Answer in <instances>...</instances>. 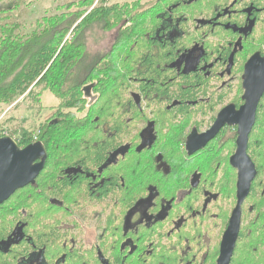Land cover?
Returning <instances> with one entry per match:
<instances>
[{
    "label": "flooded vegetation",
    "instance_id": "obj_1",
    "mask_svg": "<svg viewBox=\"0 0 264 264\" xmlns=\"http://www.w3.org/2000/svg\"><path fill=\"white\" fill-rule=\"evenodd\" d=\"M107 5L109 48L94 55L84 47L99 69L83 85L98 107L94 160L62 162L57 179L68 182L55 193L39 190L38 174L31 209L42 217L28 228L23 207L3 217L0 264H220L238 201L235 164L245 162L233 159L234 113L246 103L247 63L264 57V0ZM262 147L264 91L245 147L256 173L227 264L264 263Z\"/></svg>",
    "mask_w": 264,
    "mask_h": 264
},
{
    "label": "trees",
    "instance_id": "obj_2",
    "mask_svg": "<svg viewBox=\"0 0 264 264\" xmlns=\"http://www.w3.org/2000/svg\"><path fill=\"white\" fill-rule=\"evenodd\" d=\"M94 1L61 0L55 7V13L45 14L37 19L35 27L27 33L19 30L18 22L2 20L0 103L11 105L23 98H34V90L41 85L53 88L65 108L79 107L87 102L86 98H83V89H85L83 85L94 81V75L99 69L94 66L91 55L84 52L83 35L95 25V30L100 31L111 30L113 27L112 7L107 5L109 0H96L95 2L100 3L98 7L92 6ZM29 3H32V0ZM90 6L92 7L87 10ZM72 7L75 9L73 10ZM90 86L93 87L92 84ZM100 88L103 94L108 93V85L94 86V89ZM20 97L22 98L19 99ZM103 106L108 120L110 105L105 102ZM87 110V114L82 118L73 115L69 110L56 112V122H51L49 119L36 124L31 129L21 128L19 132L10 135L21 148L35 141L42 142L46 147L44 169L36 180L40 191L55 193L66 187L67 180L57 179L58 175H63L62 162L94 160L98 107L90 101ZM107 120L105 121L108 122ZM3 134L4 132L0 137ZM33 188V185L29 184L16 190L0 206L1 231L3 223L6 222L3 217L16 208H24L26 218L23 222L27 223V228L34 226L36 220L42 217L31 209ZM256 201L257 198L251 195L250 203L254 204ZM1 208H5L6 211ZM22 214L24 212H20V215ZM42 227L44 228V225ZM47 234L48 231H45L46 237ZM3 237L5 236H0ZM68 264L79 263L72 258L69 259ZM243 264L254 263L247 258Z\"/></svg>",
    "mask_w": 264,
    "mask_h": 264
},
{
    "label": "water",
    "instance_id": "obj_3",
    "mask_svg": "<svg viewBox=\"0 0 264 264\" xmlns=\"http://www.w3.org/2000/svg\"><path fill=\"white\" fill-rule=\"evenodd\" d=\"M246 103L234 113L235 121L239 122V143L236 155L243 156L245 162L241 165L235 164L238 169L237 181V205L233 211V219L229 225L228 245L220 264H227L234 240L238 231V214L240 204L248 195L250 184L255 176L253 163L245 154L248 132L254 122V113L260 96L264 91V57L257 59L253 57L246 66ZM228 115V112H226ZM46 147L40 141H35L25 147H19L10 136L0 137V205L6 201L16 190L33 183L44 167L46 159ZM232 218V217H231ZM228 243L227 241H224Z\"/></svg>",
    "mask_w": 264,
    "mask_h": 264
},
{
    "label": "rangeland",
    "instance_id": "obj_4",
    "mask_svg": "<svg viewBox=\"0 0 264 264\" xmlns=\"http://www.w3.org/2000/svg\"><path fill=\"white\" fill-rule=\"evenodd\" d=\"M59 1L61 0H32V3H29L30 0H1L5 8L12 7V9L0 13V24L2 20H5L4 22L16 21L20 26L19 30L27 33L35 27L37 19L45 14L55 13V7ZM95 1L92 6L96 3ZM14 6L15 9H13ZM72 9L74 10L75 7ZM95 27L96 25L92 26L83 35L86 50L91 54L106 51L111 40V34L104 36L100 30H95ZM89 103L90 101L87 100L74 111L75 113H71L82 118L85 111L80 109L87 108ZM63 110H65L64 103L61 102L55 90L48 85H41L34 90V98H23V100H17L11 105L0 103V135L4 132L3 136H10L14 135V132H19L21 128L31 129L36 124L53 118L56 115L54 113ZM10 117L13 118L10 119ZM261 149L264 150V147Z\"/></svg>",
    "mask_w": 264,
    "mask_h": 264
}]
</instances>
